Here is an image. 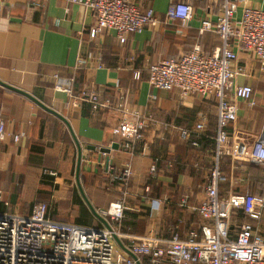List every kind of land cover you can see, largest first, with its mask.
I'll list each match as a JSON object with an SVG mask.
<instances>
[{
	"label": "crops",
	"instance_id": "crops-1",
	"mask_svg": "<svg viewBox=\"0 0 264 264\" xmlns=\"http://www.w3.org/2000/svg\"><path fill=\"white\" fill-rule=\"evenodd\" d=\"M30 1L4 0L5 8L0 14V80L29 92L68 119L83 150L81 182L97 211L107 209L121 196L120 187L111 184L109 177L130 161L133 174L126 214L132 218L133 231L144 235L165 234L164 229L169 225L163 220L179 216V210L170 206L178 196L183 205L184 194L191 204L202 201L216 156L211 150L203 152L192 160L193 168L180 173L176 179L168 174V168L152 172L153 157L161 154L184 163L188 149L182 140L181 128H194L203 119L206 128H210L216 121L217 100L197 94L183 98L177 90L157 89L151 84L149 68L190 51L197 43L207 51L220 45L222 41L217 32L202 33L200 28L203 20L217 19L224 0H132L142 12L153 8L161 23L129 33L126 43H121L111 29L93 37L91 28L96 25V14L81 3L42 0L40 7L32 8ZM174 2H186L193 7V18L187 25L166 17L168 7ZM248 5L264 11V0H248ZM240 17L241 7L236 19ZM57 19L63 21L57 24ZM238 52L234 68L241 69L242 73L236 83L251 85L254 93L251 100L231 95L238 114L228 131L232 141L250 145L264 140V69H260L254 53L241 49ZM76 71L86 88H95L102 95L108 92L124 96L130 107L154 120L146 122L144 129L146 152L139 149L130 154L120 147L122 138L113 113H97L89 103L72 105L66 92L55 90V74L66 77ZM0 88L4 90L0 106L7 131L27 132L19 142H14L10 136L0 142V189L5 192V202L9 203L8 206L3 204L1 209L27 215L31 201L44 187L41 184L43 172L53 170L63 180L56 183L50 179L52 185L46 197L50 216L96 226L99 220L80 193L76 173H72L77 165L78 149L67 125L64 123L66 130L47 118L41 112L43 108L29 98L23 99L19 93L1 85ZM114 143H118V149L108 154L101 152ZM226 156L221 165L226 181L219 188L220 197L246 193L264 195V165L234 161ZM75 186L92 215L81 207L79 196L74 194ZM183 216L189 217L185 212ZM245 220L240 217L238 222ZM261 234L264 237V213Z\"/></svg>",
	"mask_w": 264,
	"mask_h": 264
},
{
	"label": "built area",
	"instance_id": "built-area-1",
	"mask_svg": "<svg viewBox=\"0 0 264 264\" xmlns=\"http://www.w3.org/2000/svg\"><path fill=\"white\" fill-rule=\"evenodd\" d=\"M71 2L81 3L95 12L97 22L91 28L93 37L105 29H111L117 33L121 43H126L129 33L161 23L153 8L142 12L132 0ZM29 4L32 8H38L42 0H32ZM240 7L241 17L236 19ZM4 8V0H0V14ZM193 11L189 3L174 2L168 7L166 17L187 25L193 18ZM62 21L57 19L56 22L60 24ZM205 31L217 32L221 44L207 51L197 43L192 51L164 59L149 68L151 84L157 89L177 90L183 98L197 94L217 100L216 163L206 182V199L195 208L204 218L213 221L203 226L202 236L198 237L194 231L187 238L177 233L163 238L121 231L117 225L125 215L129 196L128 179L133 174L132 164L127 161L112 178L113 183H122L121 196L107 209L99 211L109 221L112 230L104 225L56 220L50 216L46 202L36 204L29 215L2 210V204L8 206L9 203L3 200L0 192V264H264V237L261 234L264 195L246 193L222 198L219 193L220 184L226 181L219 168L221 155H229L234 161L264 165V140L247 145L232 141L228 131L238 114V106L231 101V95L251 100L254 93L251 85L236 83L237 76L242 73L241 69L234 68L238 50L254 53L260 69H264V11L250 7L248 0H224L222 13L216 20L202 21L200 32ZM54 77L55 90L66 92L72 105L89 103L94 111L111 109L119 113L120 147L134 154L135 145L144 137L146 122L153 123V119L130 107L124 96L113 101L110 97L103 98L100 91L93 88L75 93L73 77L63 79L59 74ZM205 128L206 121L203 119L194 128H181V137L198 146L197 139L204 134ZM26 134V131L9 133L0 110V141L10 136L14 142H19ZM146 150L147 145L143 152ZM150 170L154 172L156 165L153 164ZM48 173L56 183L63 180L54 171ZM239 209L243 210L246 220L237 236L232 237L231 215L233 210ZM115 236L137 259L117 242Z\"/></svg>",
	"mask_w": 264,
	"mask_h": 264
},
{
	"label": "trees",
	"instance_id": "trees-1",
	"mask_svg": "<svg viewBox=\"0 0 264 264\" xmlns=\"http://www.w3.org/2000/svg\"><path fill=\"white\" fill-rule=\"evenodd\" d=\"M194 46H193V48H194ZM193 48L190 51H192ZM190 51H188V52H190ZM188 52H185V53H188ZM174 56H177V55H174ZM60 77H62V76H60ZM72 77L74 78V91H75V93H81V92H83L86 89L92 88V87L86 88L85 86L82 85L83 84V78H82V76L79 75V71H76L73 74H71L69 76H66V77H62V78L63 79L64 78H68L69 79V78H72ZM93 89H95V88H93ZM3 91H4L3 88H0V98H4L3 95H1ZM18 95H20L23 99H26L24 95H21V94H18ZM102 97L103 98L111 97L113 101H117V99L119 98V95H114V94H110V93L108 94V92H105L102 95ZM91 109H92V107H91ZM0 110L3 113V109H2L1 106H0ZM96 111H97V113H113L115 115V117L117 116L118 124H117L116 127L119 126V123L121 121V117H120L119 113H117V112H115V111H113L111 109H99V110H96ZM41 112L45 113L47 118L53 119L55 121V123H59V125L62 128L66 129V125L64 124V122L61 119H59L58 117H56L55 115H53L52 113H49L48 111H46L44 109L41 110ZM3 118H4V113H3ZM48 126L50 127L51 124L49 123ZM228 130H229V127H228ZM143 133H144V137L135 145L136 149H135L134 154L137 151H139V149L142 152L143 148L147 145L146 144L147 141H146V138H145V131L144 130H143ZM216 133H217V117H216L215 124L213 123L210 128H206L204 134L202 136L198 137V139H197L199 141V145L198 146L192 145L191 144V140L186 141V140L182 139L184 141V144H185L186 148L188 149L187 150L188 151V153H187L188 154V158L186 159V161L184 163H178L176 160H172V159H170L167 156H164V155L161 156V154H158V155L154 156L153 157V162L156 165V172H157L158 168H168L169 169L168 174H170L171 176L174 177V179H176V177L180 173H185L189 168H193V165H192L193 161L192 160L194 158H196L197 156L202 155L203 152L205 153V152L211 150L215 154V152H216V139H215ZM0 142H2V141H0ZM36 144L41 145L39 143H36ZM224 157H228V156L221 155L219 168H220L221 173L224 176H226L223 173L222 168H221L222 161H223ZM211 167H214V165L211 166ZM48 171H53V170H47L46 169L43 172L44 179H43L41 184L44 187H42V188H40L38 190V197H35V199L33 201H31V203H30V211H29V213L27 215L32 213L33 208H34V206L36 204H39L41 202H47L46 201V197L49 196L51 185H52V182H51L50 179H54V177L52 175H50L48 173ZM119 172H120V170L119 171L118 170L114 171L112 174H110L109 179H110V183L111 184L118 185L120 187V189H122V187H123L122 183H120V182L112 183L113 176L115 174H118ZM156 172H154V173H156ZM72 173H73V175L76 173V165H74ZM130 177L128 179V190H129V193H130V185H129ZM221 184H220V186H221ZM220 186H219V188H220ZM0 192H1L3 200L5 201L6 200L5 192L2 189H0ZM74 194H75L76 197L79 196L78 189H77L76 186H75V189H74ZM178 194H180V193H178ZM42 196H44V197H42ZM183 197H185L184 198V200L186 201L184 203L185 205L180 204L181 203V198L179 200V196H178V199L176 201H174L172 204H170L172 209H178L179 210V216L175 217V218L170 216L171 218L164 219L163 220L164 224H166V226L167 225H169V226H167L164 229L165 234H162V232H161L160 235H156V236L163 237V238H169V237H172L174 234L177 233V234L180 235V237L187 238L190 235V233L192 231H194V232L197 233L198 237H201L202 234H203V226L207 225V224L210 225V224L213 223V221L211 219L204 218L198 212L197 209H192L193 207H199L205 201L206 194L204 195L202 201L199 204H197V205L191 204V201H190L189 197L186 194H184ZM79 199H80L81 207L84 208V211H87L89 215H92L91 212L89 211V208L87 207V205L84 203L83 199L80 196H79ZM22 203H24L23 200H22ZM184 212L186 214H188L189 217L185 218L183 216ZM51 217L56 219V217H54V215H51ZM90 217H92V216H90ZM240 217H245V214H244L243 210L239 209V210H233L232 211L231 225H230V235L232 237H236L237 236L238 231L240 230L242 224L245 222L244 221V222L239 223L238 221H239ZM131 221H132V218L127 216L126 210H125L124 218L122 219L121 222L118 223L117 226L123 232L132 233V234H138V233L133 231V223H131ZM75 224H77V223H75ZM102 225L103 224L100 221H98L96 226H102ZM140 227L142 228V226H140ZM234 229H236V230L234 231ZM236 231H237V233H236ZM145 235H148V234H145ZM142 259L144 261H147V258H145V257H142Z\"/></svg>",
	"mask_w": 264,
	"mask_h": 264
},
{
	"label": "water",
	"instance_id": "water-1",
	"mask_svg": "<svg viewBox=\"0 0 264 264\" xmlns=\"http://www.w3.org/2000/svg\"><path fill=\"white\" fill-rule=\"evenodd\" d=\"M0 85L8 88L14 92H17L21 95H24L25 97L29 98L30 100L34 101L35 103H37L40 107H42L43 109H45L46 111L52 113L53 115H55L56 117H58L59 119H61L68 127L71 135L73 136V139L77 145V149H78V157H77V165H76V183L77 186L80 190V193L82 195V197L84 198L86 204L88 205V207L90 208L91 212L94 214V216L108 229L112 230V226L109 223V221L107 219H105L100 213L99 211L96 210V208L93 206V204L91 203V201L89 200L88 196L85 193V190L83 188L82 182H81V178H80V174H81V163H82V154H83V150H82V146L72 128V125L70 124V122L68 121V119L63 116L62 114H60L58 111L54 110L53 108L47 106L46 104H44L41 100H39L38 98H36L34 95L30 94L29 92L22 90L18 87L12 86L8 83H5L3 81L0 80ZM263 140V139H261ZM119 145L118 143H114L112 145V147H108V148H102L101 152L103 153H110L112 149H118ZM91 149H95V147H91ZM117 242L135 259H137V256L133 253H131L127 248H125L124 244L122 243V241L115 236Z\"/></svg>",
	"mask_w": 264,
	"mask_h": 264
},
{
	"label": "rangeland",
	"instance_id": "rangeland-1",
	"mask_svg": "<svg viewBox=\"0 0 264 264\" xmlns=\"http://www.w3.org/2000/svg\"><path fill=\"white\" fill-rule=\"evenodd\" d=\"M137 235H140V236H142V235H144V234H137Z\"/></svg>",
	"mask_w": 264,
	"mask_h": 264
}]
</instances>
